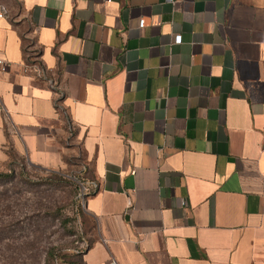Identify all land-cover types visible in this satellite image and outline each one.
Returning <instances> with one entry per match:
<instances>
[{"label":"crops","instance_id":"0c3cea01","mask_svg":"<svg viewBox=\"0 0 264 264\" xmlns=\"http://www.w3.org/2000/svg\"><path fill=\"white\" fill-rule=\"evenodd\" d=\"M0 14V165L84 160L83 264H264V0Z\"/></svg>","mask_w":264,"mask_h":264},{"label":"rangeland","instance_id":"374dc122","mask_svg":"<svg viewBox=\"0 0 264 264\" xmlns=\"http://www.w3.org/2000/svg\"><path fill=\"white\" fill-rule=\"evenodd\" d=\"M83 163L72 159L65 171L22 158L0 165V193L9 191V199L0 201V224L7 228L0 264H83L91 227L85 208L90 177Z\"/></svg>","mask_w":264,"mask_h":264},{"label":"built area","instance_id":"2783aa9c","mask_svg":"<svg viewBox=\"0 0 264 264\" xmlns=\"http://www.w3.org/2000/svg\"><path fill=\"white\" fill-rule=\"evenodd\" d=\"M4 15L3 14H0V17L2 18ZM143 24V23H142ZM181 38L180 37H177L176 38V42H180ZM7 67H8V62L6 60H3L0 58V68H1V71L2 72H6L7 71ZM86 193H85V196L88 195V189L86 187L85 189ZM110 264H118V262L116 260H111V263Z\"/></svg>","mask_w":264,"mask_h":264},{"label":"trees","instance_id":"16d2710c","mask_svg":"<svg viewBox=\"0 0 264 264\" xmlns=\"http://www.w3.org/2000/svg\"><path fill=\"white\" fill-rule=\"evenodd\" d=\"M86 187H87V185H86ZM8 194H9V191H4V192H2V193H0V196H3L4 197V199H0V201H6V200H8L9 199V196H8ZM86 197H87V195H86ZM7 209H8V207H7ZM1 212V211H0ZM7 228H6V226L4 225V222H1V224H0V238H2V237H5V236H3V235H5L4 233H5V230H6ZM90 246V244L88 245V247ZM87 247V248H88Z\"/></svg>","mask_w":264,"mask_h":264}]
</instances>
